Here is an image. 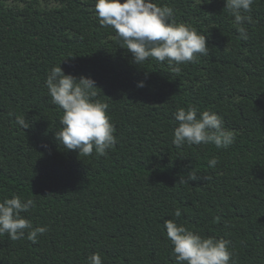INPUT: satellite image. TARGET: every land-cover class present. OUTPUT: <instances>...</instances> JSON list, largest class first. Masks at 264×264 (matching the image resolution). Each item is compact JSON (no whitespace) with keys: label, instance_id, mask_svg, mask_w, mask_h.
<instances>
[{"label":"trees","instance_id":"trees-1","mask_svg":"<svg viewBox=\"0 0 264 264\" xmlns=\"http://www.w3.org/2000/svg\"><path fill=\"white\" fill-rule=\"evenodd\" d=\"M153 2L207 36L208 55L178 73L152 58L139 65L100 25L95 0H0V201L35 200L21 215L47 227L37 243L28 230L0 236V264H87L96 252L103 264H175L170 219L230 241L232 264H264V0L244 13L248 40L225 0ZM60 64L94 79L108 103L117 143L106 156L56 140L63 113L44 85ZM189 106L221 116L235 142L177 148L173 114ZM191 171L211 179L180 184Z\"/></svg>","mask_w":264,"mask_h":264},{"label":"clouds","instance_id":"clouds-1","mask_svg":"<svg viewBox=\"0 0 264 264\" xmlns=\"http://www.w3.org/2000/svg\"><path fill=\"white\" fill-rule=\"evenodd\" d=\"M224 9L234 17L233 26L239 38L248 40L245 24H251L250 13L255 0H225ZM95 11L102 27H111L117 37L133 56L134 62L141 65L149 58L160 63L166 62L174 72H180V65L195 62L198 55H208L207 36L199 34L194 27L177 23L171 6H158L153 0H95ZM226 50V49H225ZM65 60V59H64ZM63 60V61H64ZM62 61V62H63ZM45 88L52 104L62 110L55 131L58 143L67 150H75L79 155L106 156L109 149L117 143L116 127L108 114L109 105L97 99L96 82L91 77H76L65 74L61 67H52L45 80ZM138 88L145 82L137 83ZM177 127L174 129L173 144L181 148L185 144H214L219 149H227L235 142L234 132L224 127L221 116L196 107L178 108L174 112ZM16 123L23 129L29 124L22 116L16 117ZM216 158L209 160L215 168ZM211 179L191 171L181 176L179 183H189ZM31 198L22 199L18 195L0 201V236L7 234L15 241L25 236L37 243L38 235L47 231L46 226L33 228L29 219L22 213L35 208ZM174 216L179 218L181 210L177 208ZM167 239L173 246L175 264H232L233 253L229 250L230 241L223 238H204L175 220L165 221ZM87 264H103L99 252L89 255Z\"/></svg>","mask_w":264,"mask_h":264}]
</instances>
